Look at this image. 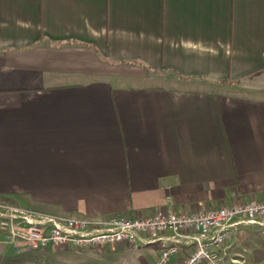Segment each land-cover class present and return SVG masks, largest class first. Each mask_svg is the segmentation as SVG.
<instances>
[{"label":"crops","instance_id":"obj_1","mask_svg":"<svg viewBox=\"0 0 264 264\" xmlns=\"http://www.w3.org/2000/svg\"><path fill=\"white\" fill-rule=\"evenodd\" d=\"M5 200L83 220L264 200V0H0ZM170 236L74 264H156ZM247 237L229 263L264 264Z\"/></svg>","mask_w":264,"mask_h":264},{"label":"built area","instance_id":"obj_2","mask_svg":"<svg viewBox=\"0 0 264 264\" xmlns=\"http://www.w3.org/2000/svg\"><path fill=\"white\" fill-rule=\"evenodd\" d=\"M4 211V210H3ZM0 212V225L15 252L48 249L50 246L76 249L135 244L162 240L172 245L164 248L156 264H171L180 245L190 249L181 264H225L229 250L236 243L241 226L264 227V200H251L192 213L160 211L148 217L126 219L110 217L106 222L76 218L35 217L17 209ZM142 234H145L144 238Z\"/></svg>","mask_w":264,"mask_h":264},{"label":"rangeland","instance_id":"obj_3","mask_svg":"<svg viewBox=\"0 0 264 264\" xmlns=\"http://www.w3.org/2000/svg\"><path fill=\"white\" fill-rule=\"evenodd\" d=\"M10 209H17L24 212L31 213L35 217H52L57 219H63V218H74V215H66L59 212L52 211L50 208H48L46 205H38V204H32V205H23L22 203H16L14 201L5 200L0 201V212L7 211L10 212ZM108 218L102 219L99 221L106 222ZM87 220V219H85ZM240 230L247 231L248 237L245 240L244 248L246 252V258L249 260L253 256V251L260 248V244L264 242V230L261 228H252L249 226H243L240 227ZM142 236L145 238L146 235L142 234ZM0 238L4 241L8 242L9 238L7 236V233L4 231V229L0 225ZM122 244V243H121ZM121 244L115 245L116 253L119 254L118 251H124V247ZM126 244V243H124ZM138 244L132 245V247H136ZM13 247V246H12ZM110 247L111 245H106L101 247L96 246H86L79 249H76L75 247H72L71 245L66 250L64 247H54L50 246L48 249L52 253H47V258H45L46 254L43 252L44 249L39 250H28V251H20V252H14L15 255L7 258L4 260L3 263L5 264H38V263H49V264H74V252H83L85 249H87L88 252H91L93 254H98L100 256H103L106 252H111ZM47 250V249H45ZM126 250V249H125ZM55 252V253H54ZM139 252V250L137 251ZM118 257V256H116ZM229 257V256H228ZM112 258V257H111ZM72 262V263H71ZM225 264H231L227 260L225 261ZM242 264H259V263H242Z\"/></svg>","mask_w":264,"mask_h":264},{"label":"trees","instance_id":"obj_4","mask_svg":"<svg viewBox=\"0 0 264 264\" xmlns=\"http://www.w3.org/2000/svg\"><path fill=\"white\" fill-rule=\"evenodd\" d=\"M255 255L260 256V257L264 256V248L260 251H255Z\"/></svg>","mask_w":264,"mask_h":264},{"label":"bare ground","instance_id":"obj_5","mask_svg":"<svg viewBox=\"0 0 264 264\" xmlns=\"http://www.w3.org/2000/svg\"><path fill=\"white\" fill-rule=\"evenodd\" d=\"M138 243H139V242H138ZM138 243H135V244H138ZM146 243H147V244L154 243V240H148V241H146ZM132 245H134V244H132Z\"/></svg>","mask_w":264,"mask_h":264}]
</instances>
